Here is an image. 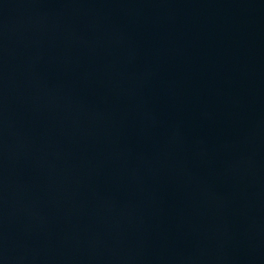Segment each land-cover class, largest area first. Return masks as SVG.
<instances>
[{
    "label": "water",
    "instance_id": "water-1",
    "mask_svg": "<svg viewBox=\"0 0 264 264\" xmlns=\"http://www.w3.org/2000/svg\"><path fill=\"white\" fill-rule=\"evenodd\" d=\"M0 264H264V0H0Z\"/></svg>",
    "mask_w": 264,
    "mask_h": 264
}]
</instances>
